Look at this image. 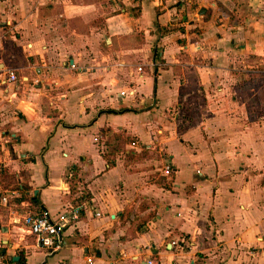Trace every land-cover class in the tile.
I'll list each match as a JSON object with an SVG mask.
<instances>
[{"label": "crops", "instance_id": "obj_1", "mask_svg": "<svg viewBox=\"0 0 264 264\" xmlns=\"http://www.w3.org/2000/svg\"><path fill=\"white\" fill-rule=\"evenodd\" d=\"M0 164V264H264V0H0Z\"/></svg>", "mask_w": 264, "mask_h": 264}, {"label": "built area", "instance_id": "obj_2", "mask_svg": "<svg viewBox=\"0 0 264 264\" xmlns=\"http://www.w3.org/2000/svg\"><path fill=\"white\" fill-rule=\"evenodd\" d=\"M153 65L157 66L158 64L154 62ZM118 67L122 68V70L127 69V66L122 65V63H120ZM136 70L142 78L144 69L141 67ZM9 81L12 83L17 82L15 73H9ZM119 95L120 98H122V100L124 101L130 99L135 100L138 95V91L136 87L129 86V88H127L123 92L121 91ZM95 142H98V139H96ZM132 146H136V143H133ZM3 172L4 166L0 164V176L3 174ZM163 173L166 178H169L175 173V171L172 166L167 165ZM2 202L5 206L8 205L7 198L2 199ZM79 214L80 209H74L65 212L57 218H54L51 214V211L47 209L41 210L37 214L28 213L25 215H17L14 217L12 224L15 225L23 235L32 237L39 249L50 252L52 254L54 252L60 251L63 248L62 233L67 226H70L71 224L79 220ZM96 217L99 218L100 214H96ZM85 264L92 263L90 260H87V263ZM146 264H154V262L148 260Z\"/></svg>", "mask_w": 264, "mask_h": 264}, {"label": "rangeland", "instance_id": "obj_3", "mask_svg": "<svg viewBox=\"0 0 264 264\" xmlns=\"http://www.w3.org/2000/svg\"><path fill=\"white\" fill-rule=\"evenodd\" d=\"M131 141L134 142L133 140L128 139V140H127V143H128V142H131ZM126 151H127V153H126ZM132 152H133V149H129V148H127V149H125V151H123V153H125L124 156L126 155L127 157H129L130 160L134 163L135 160H134L133 157L131 156ZM145 156H148V154L146 153ZM145 158H146V157H145ZM145 158H144V159H145Z\"/></svg>", "mask_w": 264, "mask_h": 264}, {"label": "trees", "instance_id": "obj_4", "mask_svg": "<svg viewBox=\"0 0 264 264\" xmlns=\"http://www.w3.org/2000/svg\"><path fill=\"white\" fill-rule=\"evenodd\" d=\"M156 58L158 59V58H159V55H156ZM156 58H155V59H156ZM155 62L158 63L157 60H155ZM156 68H158V67L156 66ZM126 113H128V112H121V111H119V112H115V113H111V112H110V113H108V114H109V115H115V114H116V115H118V114H119V115H120V114L123 115V114H126Z\"/></svg>", "mask_w": 264, "mask_h": 264}, {"label": "water", "instance_id": "obj_5", "mask_svg": "<svg viewBox=\"0 0 264 264\" xmlns=\"http://www.w3.org/2000/svg\"><path fill=\"white\" fill-rule=\"evenodd\" d=\"M18 258H16V261H17Z\"/></svg>", "mask_w": 264, "mask_h": 264}]
</instances>
